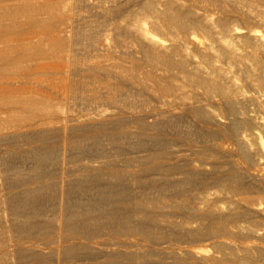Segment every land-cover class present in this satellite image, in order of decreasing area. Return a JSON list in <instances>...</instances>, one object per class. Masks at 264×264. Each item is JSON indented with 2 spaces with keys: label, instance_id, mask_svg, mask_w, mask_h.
I'll return each mask as SVG.
<instances>
[{
  "label": "bare ground",
  "instance_id": "6f19581e",
  "mask_svg": "<svg viewBox=\"0 0 264 264\" xmlns=\"http://www.w3.org/2000/svg\"><path fill=\"white\" fill-rule=\"evenodd\" d=\"M6 1L0 264H264V0Z\"/></svg>",
  "mask_w": 264,
  "mask_h": 264
},
{
  "label": "rangeland",
  "instance_id": "374dc122",
  "mask_svg": "<svg viewBox=\"0 0 264 264\" xmlns=\"http://www.w3.org/2000/svg\"><path fill=\"white\" fill-rule=\"evenodd\" d=\"M4 1H6V0H0V6H1V4L3 3V5H7V4H9L10 2H7L6 1V3L4 2ZM20 2L22 1V2H26V1H29V0H19ZM54 1V0H53ZM58 0H55V2H57ZM262 10H264V8H262ZM258 30H264V28H259ZM41 30H39L37 27H33V28H31L28 32H26V34H24V36L26 37H28V38H30V37H32L34 40H36L37 38H39L40 36H41ZM6 34V35H5ZM4 35L6 36V37H0V49H5L6 47H5V45H6V43H8L9 41H11V40H13L14 39V37L12 36V35H10L9 33H5ZM16 39V38H15ZM2 47V48H1ZM57 78V77H56ZM49 79H51L50 77H41V76H35V77H32L31 78V80H33V81H46V80H49ZM15 80H17L16 78H14V77H12L9 73L8 74H5V75H1L0 76V82H3V83H8V84H10V83H12L13 81H15ZM28 88H31V89H33L34 91H36L37 90V88L36 87H34V86H31V85H28V84H25V85H22L21 86V89H28ZM7 90L8 89V87H3V85L2 84H0V90ZM56 90V87H54V88H51V90H47V89H43V90H41V91H44V93H46V94H49L50 96H52L53 98H56V99H58V97L55 95V92H52V91H55ZM14 113V111H12V110H6V109H1L0 108V117H7V115H12ZM27 166H23V168H26ZM24 171H28V169H25ZM30 174V173H29ZM245 183H249L246 179H245V181H244ZM253 194L254 192L253 191H250V192H248V194H245L246 195V197H248V198H255L253 195H255V193L252 195V196H250L251 194ZM242 197L244 196V195H241ZM241 196H239L238 195V197H237V194L236 195H234V201L236 202L238 199H240L241 198ZM250 196V197H249ZM258 203H260V205H261V207H264V199H262V200H256L255 199V204H258ZM256 207H258V208H260V210H261V207L260 206H256ZM262 210H264V209H262ZM261 214H262V216L261 217H254V218H252V216H251V218H248V219H246V220H243V221H241V222H239V225H242V226H246V225H249V223L250 224H255L254 222H257L256 224H257V229H264V211H261ZM252 219H254V220H252ZM259 219V220H258ZM250 221V222H249ZM261 221V223H259ZM238 238H236L235 236H234V244H238V243H246L247 241L248 242H251L252 240H246V241H241V240H237Z\"/></svg>",
  "mask_w": 264,
  "mask_h": 264
}]
</instances>
